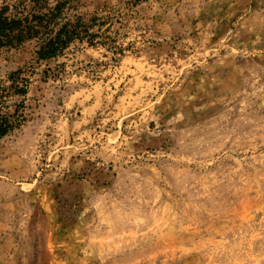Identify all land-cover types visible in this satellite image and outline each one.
I'll use <instances>...</instances> for the list:
<instances>
[{
    "label": "rangeland",
    "instance_id": "rangeland-1",
    "mask_svg": "<svg viewBox=\"0 0 264 264\" xmlns=\"http://www.w3.org/2000/svg\"><path fill=\"white\" fill-rule=\"evenodd\" d=\"M62 2L0 45V264H264V0Z\"/></svg>",
    "mask_w": 264,
    "mask_h": 264
},
{
    "label": "trees",
    "instance_id": "trees-1",
    "mask_svg": "<svg viewBox=\"0 0 264 264\" xmlns=\"http://www.w3.org/2000/svg\"><path fill=\"white\" fill-rule=\"evenodd\" d=\"M40 0H31V2L38 3L27 13L21 17H10L5 15L6 9L0 12V45L14 44L15 42H22L31 36L45 31L49 34L38 51L40 59H48L56 56L57 51L66 45L75 33L74 30H69V23H64L58 31L53 34L55 26L58 24L57 18L61 16L60 9L66 2H62L54 9H49L45 12L40 11ZM20 72L11 74L13 78ZM20 93H25L24 89H19ZM6 108V106H5ZM7 107L6 109H8ZM23 114L18 108L14 111L3 110L0 108V136L7 134L9 131L20 126Z\"/></svg>",
    "mask_w": 264,
    "mask_h": 264
}]
</instances>
